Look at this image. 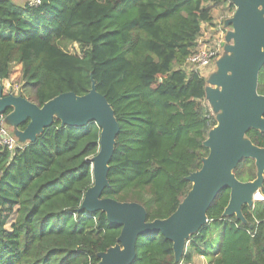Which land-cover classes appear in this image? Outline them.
Listing matches in <instances>:
<instances>
[{
    "label": "trees",
    "instance_id": "16d2710c",
    "mask_svg": "<svg viewBox=\"0 0 264 264\" xmlns=\"http://www.w3.org/2000/svg\"><path fill=\"white\" fill-rule=\"evenodd\" d=\"M0 0V82L20 66L28 101L41 107L62 94L88 93L91 81L119 126L102 199L137 203L148 222L172 215L191 189L186 178L208 156L203 143L216 126L205 106L203 77L185 68L211 6L232 14L231 0ZM69 46L76 49L69 51ZM257 93L264 96V66ZM0 115V123L9 114ZM27 123L18 127L24 130ZM100 129L53 124L13 151L0 146V264H98L120 228L101 212H77L92 187L91 158ZM246 138L264 149V132ZM233 174L251 182L256 168L242 159ZM262 200L241 209L244 222L223 216L229 190L207 211V223L186 241L183 263L264 264ZM260 197V196H259ZM179 262V263H180ZM175 263L160 233L141 235L132 264Z\"/></svg>",
    "mask_w": 264,
    "mask_h": 264
},
{
    "label": "water",
    "instance_id": "95a60500",
    "mask_svg": "<svg viewBox=\"0 0 264 264\" xmlns=\"http://www.w3.org/2000/svg\"><path fill=\"white\" fill-rule=\"evenodd\" d=\"M231 2L235 11L225 26H230L232 31L225 39L232 41V45L225 47L229 55L217 61L216 73L210 78L215 88L205 89V98L217 113V124L203 143L209 153L202 160L201 169L186 178L191 189L167 219L148 222L141 205L101 198L102 191L108 187V165L119 126L114 111L97 92L94 81L85 95L62 93L41 107L22 97L4 96L0 82V115L11 110L4 119L15 128L21 143L34 142L54 119L61 127H81L94 122L100 129L99 149L90 160L92 187L85 192L77 210L89 214L101 212L110 224L120 228L116 245L97 254L98 264H132L137 238L153 233H160L172 243L175 263H179L186 241L207 223V211L223 189L229 190L223 216H235L241 222H244L242 207H250L253 200L262 197L264 149L253 145L246 133L264 132V96L257 93L258 74L264 66V0ZM24 123H27L24 130H18ZM242 159L254 161L256 177L251 182H240L233 174Z\"/></svg>",
    "mask_w": 264,
    "mask_h": 264
},
{
    "label": "rangeland",
    "instance_id": "374dc122",
    "mask_svg": "<svg viewBox=\"0 0 264 264\" xmlns=\"http://www.w3.org/2000/svg\"><path fill=\"white\" fill-rule=\"evenodd\" d=\"M23 4L24 2L28 0H14V2ZM232 1V0H231ZM210 6L212 16H213V26H208V25H203L202 26V31H201V36L198 40V48L194 54H205V53H213L214 57L210 60V63L208 64L207 67L204 69H194V67L187 63L185 68L188 72H195L199 74V76L203 77L206 83V88L214 89L215 86L210 84V78L213 74L216 73L217 67L216 63L219 59L223 58L226 55H229L227 51L225 50V47L228 45H232V41L226 42V34L229 31H232L230 26H225V22L230 19L233 15L228 13L225 8L222 7H216V6ZM235 11V10H234ZM224 44V46L222 45ZM69 51H73L75 46H69L67 48ZM20 66L19 65H13V73L11 76L10 80H5L1 83L3 87V95H13L16 97H22L28 100V98H33V92L28 90H23L22 85L19 84L20 80ZM205 88V89H206ZM205 106L208 108L209 112L211 115L215 118L216 121V115L212 109V106L209 103V100L205 98L204 102ZM217 124V122H216ZM3 125L7 129L9 135L12 137L14 142H16V145L18 146L19 144H25V142L21 143L19 139L15 135V128L12 127L11 125H8L3 119ZM256 202V200H253ZM195 259L192 264H202L201 260L197 258L196 255H194Z\"/></svg>",
    "mask_w": 264,
    "mask_h": 264
},
{
    "label": "built area",
    "instance_id": "2783aa9c",
    "mask_svg": "<svg viewBox=\"0 0 264 264\" xmlns=\"http://www.w3.org/2000/svg\"><path fill=\"white\" fill-rule=\"evenodd\" d=\"M30 3H39L38 0H29ZM214 57L213 53L205 54H193L188 59L187 63L191 64L194 69H204L210 63V60ZM0 146L6 147L8 151H13L17 145L16 142L9 135L7 129L3 125V120L0 123ZM179 264H192V263H183Z\"/></svg>",
    "mask_w": 264,
    "mask_h": 264
},
{
    "label": "crops",
    "instance_id": "0c3cea01",
    "mask_svg": "<svg viewBox=\"0 0 264 264\" xmlns=\"http://www.w3.org/2000/svg\"><path fill=\"white\" fill-rule=\"evenodd\" d=\"M16 3H17V1H16ZM18 4H19V3H18ZM197 258L201 260L202 264H207V260H206L205 258H203V257H199V256H197ZM194 259H195V257H193V261H192V263L194 262Z\"/></svg>",
    "mask_w": 264,
    "mask_h": 264
},
{
    "label": "bare ground",
    "instance_id": "6f19581e",
    "mask_svg": "<svg viewBox=\"0 0 264 264\" xmlns=\"http://www.w3.org/2000/svg\"><path fill=\"white\" fill-rule=\"evenodd\" d=\"M259 200H262V198L261 197H257Z\"/></svg>",
    "mask_w": 264,
    "mask_h": 264
}]
</instances>
